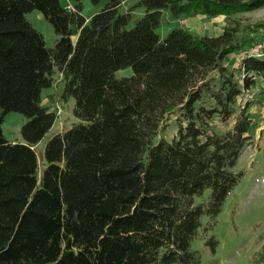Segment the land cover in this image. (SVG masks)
<instances>
[{
    "label": "trees",
    "instance_id": "16d2710c",
    "mask_svg": "<svg viewBox=\"0 0 264 264\" xmlns=\"http://www.w3.org/2000/svg\"><path fill=\"white\" fill-rule=\"evenodd\" d=\"M74 1L0 0V264H200L191 242L242 177L234 166L253 126L242 97L264 80V56L244 53L264 23L233 15L264 0H139L125 11L106 0L88 20ZM33 9L58 34L52 47L27 20ZM219 14L214 36L157 31ZM234 52L236 66L225 62ZM56 72L77 121L48 139L40 165L35 146L56 119L41 94ZM175 109L176 135L156 139ZM11 111L26 118L22 142L3 136ZM253 263L264 264V244Z\"/></svg>",
    "mask_w": 264,
    "mask_h": 264
},
{
    "label": "rangeland",
    "instance_id": "374dc122",
    "mask_svg": "<svg viewBox=\"0 0 264 264\" xmlns=\"http://www.w3.org/2000/svg\"><path fill=\"white\" fill-rule=\"evenodd\" d=\"M139 0H125L120 11H125ZM63 7L70 6L73 10L74 0H60ZM106 0L92 3L91 0H81V15L87 20L100 11ZM144 13L143 7H136L133 11V19H137ZM27 20L41 33L45 45L52 47L58 39L50 25L41 12L33 9L26 13ZM233 18L240 21V25L247 23L263 22L264 7L233 15ZM226 21L225 15L215 16H188L180 20H174L170 25H162L157 31L165 36L170 27L182 25L191 33L197 36H214L221 32ZM130 21L128 27L132 26ZM260 41H264V31L260 32ZM75 39V35L72 36ZM259 42V41H257ZM241 53L234 52L225 58L229 65L239 62ZM132 74L131 67H124L115 71V77H128ZM53 85L42 91V104L49 110L56 113V119L41 141L35 146L39 164L42 161V148L48 139L57 132L71 127L77 119L73 115L74 101L69 98L63 101L60 98L62 81L56 72ZM243 101L252 100L249 113L253 118L251 129L252 141L240 154L234 171L242 172V177L236 186L225 198L221 211L214 219L203 215L200 219L201 225L197 230L195 239L191 242V249L198 252L200 264H254L253 256L264 244V80H258L257 85L246 91L242 97ZM177 111L172 110L164 117L158 129L156 139L164 138L171 140L177 131ZM26 118L18 112H7L1 124L3 136L8 141L22 142L20 129ZM233 123L230 119L222 129L229 128ZM41 165V164H40ZM208 191L205 192V196ZM197 201H199L197 199ZM213 238L216 244L212 248L210 239Z\"/></svg>",
    "mask_w": 264,
    "mask_h": 264
},
{
    "label": "built area",
    "instance_id": "2783aa9c",
    "mask_svg": "<svg viewBox=\"0 0 264 264\" xmlns=\"http://www.w3.org/2000/svg\"><path fill=\"white\" fill-rule=\"evenodd\" d=\"M67 9L71 10L72 8L70 6H67ZM244 53L250 56L263 57L264 56V41H259V42L254 43Z\"/></svg>",
    "mask_w": 264,
    "mask_h": 264
},
{
    "label": "crops",
    "instance_id": "0c3cea01",
    "mask_svg": "<svg viewBox=\"0 0 264 264\" xmlns=\"http://www.w3.org/2000/svg\"><path fill=\"white\" fill-rule=\"evenodd\" d=\"M237 64H238V61H237V63H234L233 66H236Z\"/></svg>",
    "mask_w": 264,
    "mask_h": 264
}]
</instances>
